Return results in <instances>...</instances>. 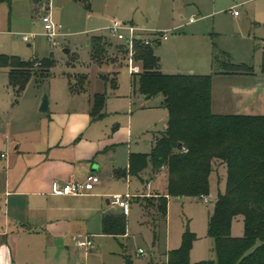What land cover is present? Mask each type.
Masks as SVG:
<instances>
[{"label":"rangeland","instance_id":"374dc122","mask_svg":"<svg viewBox=\"0 0 264 264\" xmlns=\"http://www.w3.org/2000/svg\"><path fill=\"white\" fill-rule=\"evenodd\" d=\"M43 1L44 6L37 12L33 10L34 0L0 2V53L18 55L25 60L54 59V65L48 74L32 78L27 84L20 96L15 118L30 116L35 112L39 116H46L54 111L64 114L69 110V105H78L79 109L88 110L89 94L85 89L89 85L85 83V89L81 90L77 74L87 69L84 61L89 60L88 44L92 36L100 34L110 38L114 44L121 43L109 34L108 27L114 20L170 31V39L156 49L165 73H191V69H194L195 73L216 75V71H223L222 67L212 65L210 59L214 43L223 60H227L229 56V60L236 64L247 63L257 69L261 66L262 49L258 47L254 35L264 32V28L254 27L253 21L264 19V0H90V7H86L84 0ZM235 11L238 12L237 15ZM194 14L201 19L180 29L173 28L175 25H184ZM44 15L51 16L54 22L63 26L62 34L55 40H51L46 34ZM205 46L209 50L206 60ZM65 48L71 49L69 54L64 52ZM117 53L116 49H112V56ZM137 64L141 66L142 72L141 61L138 60ZM89 67L92 91L103 89L102 81L96 77L99 69L100 73L105 74L111 68L121 69L118 75L120 88L116 91L108 88V118L126 125L128 117L132 116V149L151 151L156 138L154 131L164 130L167 125L168 111L161 106L162 97L146 99L142 96L138 80L135 83L129 70L127 56L122 64L119 60L114 66L91 61ZM70 76L76 83L73 93H84L73 96L72 91H69ZM224 76H219V79L215 76L218 82L215 81L212 90L214 113H218L216 109V112L213 110L214 99L217 104L223 86L233 81L227 79L232 78L231 75ZM8 83V74L0 71L2 114H8L12 109V91ZM45 96L49 98L50 108L48 112H40ZM225 98L228 100L229 95H225ZM223 103L226 105V102ZM223 112L228 114L229 111ZM164 169L166 168H163V172L162 169L158 171L162 173L157 177V182L165 174ZM226 177L227 167L222 165L210 176V195L170 197L168 218L159 224L157 237L154 228L148 223L149 218L144 216L143 209L139 204L133 203L127 217V236L115 238L98 234L95 247L89 254L74 246L65 247V251L40 250L30 264H126L125 255L132 257L133 264H147L154 256V264H165L168 252L182 246L185 233L193 238L191 262L218 264L215 240L208 234V220L214 211L219 192L225 191ZM105 187L108 197L135 192L141 188V184L137 178H133L132 181L112 180ZM232 234L236 237L243 236L242 217L234 219ZM139 248H143L146 254L140 255ZM56 258H60L61 262H56L59 261Z\"/></svg>","mask_w":264,"mask_h":264},{"label":"crops","instance_id":"0c3cea01","mask_svg":"<svg viewBox=\"0 0 264 264\" xmlns=\"http://www.w3.org/2000/svg\"><path fill=\"white\" fill-rule=\"evenodd\" d=\"M41 6H44L43 0H34V11L37 12ZM180 17L183 18V15ZM200 19L194 14L184 25H175L173 28L180 29ZM253 26L264 28V19L254 20ZM254 37L258 47L262 49V64L264 32L255 34ZM168 40L159 41L158 46ZM214 45V50H210V59L212 65L218 67L216 58L222 55L218 52L215 43ZM88 48L90 54L89 44ZM204 51L206 60L209 51L207 46L204 47ZM158 56L160 69L163 71L161 57L159 54ZM91 61L90 55L89 60L84 61L87 69L78 72L88 75L89 87L86 93L89 94L90 106L86 111L79 109L78 105H69V110L64 114L54 111L46 116H39L35 112L30 116L15 118L20 96L24 92L16 97L14 89L8 83L12 91V109L8 114L0 112V264H30L40 250L65 251V247H77L74 238L78 236L90 235L94 241L98 234L115 238L125 237L128 235V212L133 203L140 205L144 216L149 218L148 223L154 228L151 213L155 212L157 202L149 199L167 195V171L164 169L165 174H162L163 177L158 182L157 177L163 172V168L160 173L154 172L151 163L138 174L131 172V155L151 151L132 149V116L128 117L126 125L108 118L109 113L106 109L109 95L104 109L106 115L99 120L93 119L91 112L94 95L104 92L106 88L104 81L99 77V69L96 77L102 81L103 89L92 91L89 73ZM9 70L7 67H0V71L6 72L8 77ZM191 70V73H195L194 69ZM112 71L115 69L111 68L110 72ZM222 75H225L224 77L231 75L232 78L227 79L233 81L223 86L217 104L214 99V111L216 109L218 113L228 110V113L232 114L264 115V73L261 66L259 69L252 66L250 71L234 74L218 70L216 75H213V85ZM117 83V89L112 88L111 85H108V88L115 91L120 88L118 76ZM69 91L71 92L70 86ZM71 93L73 96H78L84 92ZM227 94L228 100L225 98ZM142 96L150 99L143 94ZM158 96L162 97L161 106L166 109L163 104L164 96L160 94L155 97ZM223 102H226V105ZM49 108L45 112H48ZM39 111L43 112L40 108ZM161 131L163 130L154 131L155 142ZM91 174L99 175L100 182L87 194L61 195L54 192L55 186H62L69 181H84ZM133 178L140 181L141 188L124 194V196L130 195L127 198L128 209L113 204L110 198L112 195L106 197L107 182L132 181ZM167 196L169 212V199L172 196ZM116 215L126 217V233L122 235L105 233V217ZM55 260L61 262L60 258Z\"/></svg>","mask_w":264,"mask_h":264},{"label":"trees","instance_id":"16d2710c","mask_svg":"<svg viewBox=\"0 0 264 264\" xmlns=\"http://www.w3.org/2000/svg\"><path fill=\"white\" fill-rule=\"evenodd\" d=\"M84 2L90 7V0ZM89 46L92 61L102 65L114 66L118 60L122 64L128 52L125 43L114 44L100 34L90 38ZM157 47L158 43L135 42V57L142 63V72L132 75L145 97L164 96L167 127L160 132L150 153L131 155L130 170L138 174L149 163L154 172L165 167L167 195L206 197L211 194V174L225 165L226 188L219 192L208 220V234L215 240L218 264H264V115L214 113L213 75L164 73L160 69ZM112 49L117 50V55L112 56ZM226 59L216 58V64L224 72L234 74L252 70V66L236 64L229 57ZM53 65V58L25 60L17 55H0V67L10 69L9 84L16 97L24 92L32 78L45 76ZM261 70L264 73V58ZM120 71L119 68L107 74L99 73L106 89L94 95L91 112L94 120L106 115L107 88L111 85L117 89ZM87 79V74H77L81 90L85 89ZM75 85L70 76L72 92ZM167 195L149 199L157 202L155 212L151 213L156 237L159 224L168 218ZM237 217L244 221L241 237L232 234L233 221ZM104 231L125 234L126 217H105ZM192 241L190 234L185 233L182 246L168 252L165 264H211L190 261ZM125 259L126 264H133L130 255H125ZM147 264L154 263L150 260Z\"/></svg>","mask_w":264,"mask_h":264},{"label":"built area","instance_id":"2783aa9c","mask_svg":"<svg viewBox=\"0 0 264 264\" xmlns=\"http://www.w3.org/2000/svg\"><path fill=\"white\" fill-rule=\"evenodd\" d=\"M238 12L235 11V14ZM193 21V19L191 18ZM43 21L45 23L46 34L51 40H55L62 34L63 26L53 21L49 15H44ZM111 37L126 44L128 50L127 57L129 60V70L133 73H139L141 66L137 64L138 60L135 57V42L143 40L145 45L157 44L159 41L169 39V30L165 29H149L137 26L130 22H122L114 20L108 27ZM100 182V176L91 174L84 181H69L62 186H55L54 192L61 195H82L90 192L94 186ZM130 195L114 194L112 195L111 202L118 204L125 209H128L127 198ZM77 247L89 254L92 248L95 247L94 238L90 235L78 236L74 238ZM138 253L140 255L146 254L143 248H140Z\"/></svg>","mask_w":264,"mask_h":264},{"label":"water","instance_id":"95a60500","mask_svg":"<svg viewBox=\"0 0 264 264\" xmlns=\"http://www.w3.org/2000/svg\"><path fill=\"white\" fill-rule=\"evenodd\" d=\"M70 51H71L70 48H65L64 49V52L67 53V54H69ZM48 108H49V98H48V96H45L43 101H42V103H41L40 110L45 112V111L48 110ZM181 146L182 145L180 144L179 147H181Z\"/></svg>","mask_w":264,"mask_h":264}]
</instances>
